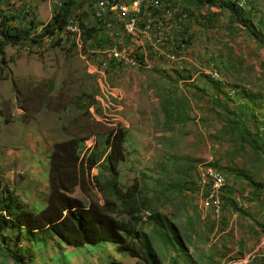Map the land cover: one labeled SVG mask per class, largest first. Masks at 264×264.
I'll list each match as a JSON object with an SVG mask.
<instances>
[{"label":"rangeland","instance_id":"1","mask_svg":"<svg viewBox=\"0 0 264 264\" xmlns=\"http://www.w3.org/2000/svg\"><path fill=\"white\" fill-rule=\"evenodd\" d=\"M94 1L70 0L68 4L72 17L81 21V41L74 35L58 34L39 47L31 41L5 47L4 56L0 57V186L11 190L31 210H42L50 193L54 148L75 139L85 171L81 186L73 187L71 195L100 205L106 201L114 204L118 220L133 231L124 245L129 250L134 248L138 256L132 258L128 250L120 251L110 243L74 249L59 242L48 251L36 248L27 253L19 252L16 246H5L0 248V264H205L206 249L215 247L214 224L207 217V210L215 212L222 206L213 199L211 206L207 196H211L213 188L209 181L202 182L201 173L204 168H213L223 173L228 184L234 172L230 168L228 172L218 169L214 161L213 166L205 165L209 160L195 157L194 151L205 148L204 138L191 135L189 139L188 134L177 131L173 121L172 128L166 131V122L172 119L164 103L150 97L140 101L133 92L141 79L128 70L142 68H121L128 65L114 59H109L108 65L107 60L93 55L104 51V45L109 43L98 40ZM169 1L175 4L176 25L181 27L186 20L185 4L183 0ZM261 1L264 0L251 3L260 7ZM185 3L188 5L187 0ZM50 6L53 8L49 0H0V24L8 20V26L16 31L41 33L54 17L55 9L52 11ZM256 19L257 25L261 23L259 16ZM177 32L172 33L176 51L181 47ZM253 32L256 40L247 47L248 53L245 44H233L234 48L223 45L233 59L245 61L243 74L234 76L230 66L224 70L217 64L213 69L221 66L224 79L264 93V30L255 28ZM195 41L192 53H200L201 45ZM181 50L186 58V50ZM243 56L247 58H240ZM164 58L153 59L160 62ZM226 61L228 65L230 60ZM117 64L121 66L118 68ZM149 75H143L142 81L148 83ZM126 92L130 100L125 98ZM227 107L224 146L229 151L233 149L231 158L245 159L242 164L249 171L242 170L240 176L263 177L264 151L258 152L249 142H241L237 133V128L247 127L237 119L238 113H246L248 119L254 112ZM259 117L264 120V113ZM248 126L256 128L250 122ZM118 132L125 135V157L115 176L107 156L110 139ZM209 141L210 145L214 143ZM258 143L262 144L260 138ZM8 236L12 238L14 233Z\"/></svg>","mask_w":264,"mask_h":264},{"label":"crops","instance_id":"2","mask_svg":"<svg viewBox=\"0 0 264 264\" xmlns=\"http://www.w3.org/2000/svg\"><path fill=\"white\" fill-rule=\"evenodd\" d=\"M49 1L54 8V0ZM187 3L188 5L183 0L186 20L176 34L178 43L182 42L185 45L187 59L182 57L180 48L179 51L175 50L172 40L169 54L179 56L180 63L171 64L166 58L160 62L152 59L151 64L154 66L151 69L128 70L141 79V82L135 83L133 92L139 96L140 101L150 97L157 103H164L166 112L172 119L166 122V131L172 128L171 121H173L174 125L177 124L175 126L177 131L181 130L188 134L189 139H192L190 137L192 135L200 140L202 138L206 140L203 142L206 149L194 151L199 161L201 158H206L209 161L205 165L217 164L218 169L228 172L227 169L230 168L234 172V177L229 179L228 186L224 189L225 195L222 197L220 211L207 210L206 215L214 224L215 247L206 249L208 255L204 259L205 264H264V175L263 177H255L251 174L240 176L242 170L249 171V168L242 164L245 159L234 156L231 158V153L234 151L233 149L229 151L224 146L227 142L223 132L224 116L228 117L226 109L229 107L227 106H237L244 112L247 110L254 112L248 119H246V113L243 115L238 113L237 119L247 125L246 130L251 133L252 138L255 137L258 146H264V120L259 117L261 113H264V93L261 89L250 88L224 79L220 68L223 66L224 70H228L227 66H230V73L232 72L234 76L243 74L245 61L233 59L223 45L234 48L233 44H245V52H249L247 47L256 40L254 29L264 30V1L260 2L262 3L260 7L251 2L246 5L233 2L234 5L231 0H187ZM53 8L50 6L52 11ZM187 16L191 23L187 21ZM257 16L261 20L258 25L255 23L258 20ZM44 26L45 24L41 28ZM176 30L177 27L172 33ZM119 39L123 42L122 36ZM194 41L201 45L200 53H192ZM127 46L130 45H125ZM227 59L230 60L228 65ZM181 63L186 65V68L181 67ZM217 64L221 65L220 70L217 66L215 67L220 74L219 79L211 75L213 71H216L213 67ZM123 67L130 68L129 66L121 68ZM156 69L158 70L151 72ZM148 74L151 80L146 83L142 81V76H148ZM125 98L130 100L129 93L126 92ZM253 117H256L257 121ZM177 118L183 121L180 123ZM189 118L194 120L189 122ZM245 119L256 128L254 130L249 128ZM238 130L241 142L244 138H250L247 133ZM258 138L262 144L258 143ZM209 140L214 143L210 145ZM263 151L264 148L258 152ZM207 197L210 199V194ZM50 246L52 245L40 248L48 251ZM210 254L215 257L212 259Z\"/></svg>","mask_w":264,"mask_h":264},{"label":"trees","instance_id":"3","mask_svg":"<svg viewBox=\"0 0 264 264\" xmlns=\"http://www.w3.org/2000/svg\"><path fill=\"white\" fill-rule=\"evenodd\" d=\"M69 1L66 0L60 8H55L53 19L41 33H36L35 30L16 31L8 26L6 19V23L0 24V57L4 56L7 45L15 46L24 41H32L39 47L44 44L45 37L63 32L72 17ZM232 4L235 5L233 2ZM239 129L244 133L248 132L250 137L243 141L249 142L256 151L263 149L249 131ZM124 139L123 132L116 133L110 139L111 151L107 160L115 176L118 175V165L125 157ZM78 149L79 143L75 139L55 146L49 174L50 193L45 208L40 211L31 210L22 201H18L11 190L0 186V248L16 246L19 252H28L59 242L74 249L97 248L110 243L117 245L120 251L128 250L132 258L138 256L134 248L129 250L124 245L127 235L130 236L133 231L118 220L114 204L106 201L104 205H100L71 195V189L81 186L84 179L85 169L80 163ZM10 233H14L12 238L8 236Z\"/></svg>","mask_w":264,"mask_h":264},{"label":"bare ground","instance_id":"4","mask_svg":"<svg viewBox=\"0 0 264 264\" xmlns=\"http://www.w3.org/2000/svg\"><path fill=\"white\" fill-rule=\"evenodd\" d=\"M66 0H62L59 4V8L63 5V3ZM164 5H169L172 10L175 11L174 3H172L169 0H163ZM174 4V5H173ZM114 7H122V0H114ZM76 16V15H75ZM101 17V10L99 8V5H96V13H95V19L96 23H98L99 18ZM76 21L77 28L67 29L68 23H74ZM102 22L103 24H112L114 26H117L121 31H128L131 30L134 26V19H128L124 15H112L110 16L109 13H102ZM150 22V15H143L140 16V19H138V27H145L146 23ZM151 26L153 28H160L161 32H164V39L166 42V46L169 50H166L162 47L161 44H158L156 41V37L154 36V29L153 28H133L132 33L131 32H121V31H114V39L115 40H109V43H106L104 45L105 50L102 52H93V55H99L101 57H104L107 59H110L111 61L117 60L122 65H128L131 67H138L142 69H151L154 65L151 64V60L154 57L159 56H165L167 61L171 64L178 65L180 63L179 56H176L174 54H169V51L172 47V31L176 28L174 24H164V19H161L159 15H152L151 17ZM64 34L66 35H74L78 37V41H81L82 36V28H81V21L77 17H71L64 30ZM55 34H58L55 33ZM123 37V42L120 41V37ZM35 37V36H34ZM132 37L134 38V42L137 44V52L142 58V66L140 65H134L133 61L129 59V54L126 53H118L116 50H121V47H125V45L132 46ZM55 38V37H54ZM53 36H47L44 38L45 43L50 41ZM61 38V37H60ZM33 40V39H32ZM32 42V41H31ZM36 43V42H35ZM37 46V45H36ZM41 46V45H39ZM83 48V45H80V49ZM95 50V48H94ZM179 51V50H178ZM179 55V54H178ZM100 57V58H101ZM107 64V63H106ZM163 66V65H162ZM146 67V68H145ZM218 70V69H216ZM212 77L215 79L220 78V74L218 71H213L211 73ZM213 172H218V178H222L223 181H214V176H212ZM203 174V175H202ZM202 182L206 183L209 181L211 183V186L213 188V191L211 193L212 199L217 202V204L222 205V193L224 189L227 187V179L223 175V173L213 169V168H204L202 173ZM210 196V198H211Z\"/></svg>","mask_w":264,"mask_h":264},{"label":"built area","instance_id":"5","mask_svg":"<svg viewBox=\"0 0 264 264\" xmlns=\"http://www.w3.org/2000/svg\"><path fill=\"white\" fill-rule=\"evenodd\" d=\"M62 0H54V8H59V4ZM254 0H232V2H237L241 4H248ZM94 4H98L101 10V17L98 21L99 26V35L98 40H115L114 39V31H121L117 26L112 24H103L102 22V13H109L112 15H124L128 19H134L133 28H153L151 26V17L152 15H159L161 19H164V24H174L177 27V30L181 29V27L177 26V17L174 10L170 8L169 5H164L163 0H122V7H114V0H95ZM150 15V22L146 23L145 27H138V19L140 16ZM77 28L76 21L74 23H68L67 29ZM132 29L128 31L121 32H131ZM154 36L156 37V41L158 44H161L163 48L169 50L166 46V42L164 39V32L160 31V28H153ZM64 35V32L58 33ZM54 34V35H58ZM181 47L185 48V45L180 44ZM118 53H126L129 54V59L133 61L134 65H142V58L137 52V44L134 42V38L132 37V46L121 47V50H116ZM108 61V65H110L109 59L102 58ZM119 68L120 64L115 65ZM181 67L184 65L181 63ZM146 68V67H145ZM212 176H214V181H223L222 178H218V172H213ZM212 197L211 196V206H212ZM221 206V205H220Z\"/></svg>","mask_w":264,"mask_h":264}]
</instances>
